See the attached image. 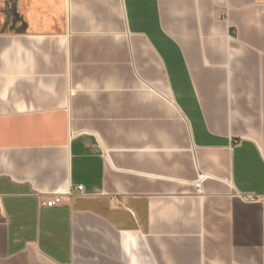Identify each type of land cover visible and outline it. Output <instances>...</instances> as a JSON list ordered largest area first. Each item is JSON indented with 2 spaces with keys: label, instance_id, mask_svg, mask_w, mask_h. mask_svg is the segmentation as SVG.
<instances>
[{
  "label": "crops",
  "instance_id": "obj_1",
  "mask_svg": "<svg viewBox=\"0 0 264 264\" xmlns=\"http://www.w3.org/2000/svg\"><path fill=\"white\" fill-rule=\"evenodd\" d=\"M15 7L0 264H264V0Z\"/></svg>",
  "mask_w": 264,
  "mask_h": 264
},
{
  "label": "built area",
  "instance_id": "obj_2",
  "mask_svg": "<svg viewBox=\"0 0 264 264\" xmlns=\"http://www.w3.org/2000/svg\"><path fill=\"white\" fill-rule=\"evenodd\" d=\"M204 180L203 176H200L197 181L194 183V188L196 190V193H201V185ZM76 195L83 196V187L82 186H76ZM235 195L244 203L248 204H263L264 203V196H258L253 194H238L235 193ZM70 196V194H68ZM1 200V197H0ZM62 201V195L61 194H53L48 195L47 197H42L39 195V202L40 205L46 208H53L59 205Z\"/></svg>",
  "mask_w": 264,
  "mask_h": 264
},
{
  "label": "rangeland",
  "instance_id": "obj_3",
  "mask_svg": "<svg viewBox=\"0 0 264 264\" xmlns=\"http://www.w3.org/2000/svg\"><path fill=\"white\" fill-rule=\"evenodd\" d=\"M16 3L17 0H0V32H16L22 28Z\"/></svg>",
  "mask_w": 264,
  "mask_h": 264
}]
</instances>
